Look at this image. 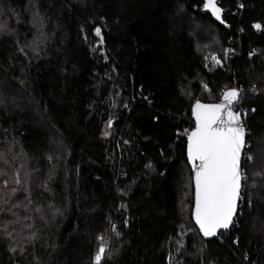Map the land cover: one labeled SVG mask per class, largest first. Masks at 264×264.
I'll return each mask as SVG.
<instances>
[{
	"label": "trees",
	"instance_id": "1",
	"mask_svg": "<svg viewBox=\"0 0 264 264\" xmlns=\"http://www.w3.org/2000/svg\"><path fill=\"white\" fill-rule=\"evenodd\" d=\"M202 2L0 0V264H94L110 223L101 264H264L263 93L238 105L253 160L211 241L182 135L195 101L264 85V0H220L225 25Z\"/></svg>",
	"mask_w": 264,
	"mask_h": 264
},
{
	"label": "snow or ice",
	"instance_id": "2",
	"mask_svg": "<svg viewBox=\"0 0 264 264\" xmlns=\"http://www.w3.org/2000/svg\"><path fill=\"white\" fill-rule=\"evenodd\" d=\"M206 7L213 9L219 18V9L215 7V0H207ZM257 28L260 26L257 25ZM97 29V35H99ZM238 99V93L230 90L224 94V100L231 105ZM197 108L203 106L197 105ZM223 105H216L206 109L212 113L201 121L197 113L198 127L189 137V159H198L200 164L196 171V218L205 236L215 235L216 228H227L236 209L239 196L240 174L238 171V157L243 144L244 131L242 127L232 128L227 132L221 128L213 129L215 112ZM230 124H239V113H229ZM100 247L94 257V264H101L105 253V241L99 238Z\"/></svg>",
	"mask_w": 264,
	"mask_h": 264
},
{
	"label": "water",
	"instance_id": "3",
	"mask_svg": "<svg viewBox=\"0 0 264 264\" xmlns=\"http://www.w3.org/2000/svg\"><path fill=\"white\" fill-rule=\"evenodd\" d=\"M219 1L220 0H215V7L217 9H219V18H217V15L214 14V11L212 8L210 7H206V2L207 0H203L202 2V11L204 13H207L209 14L213 20H215L216 22H218L219 24L221 25H225L226 22L223 20V9L219 6ZM230 90H235L237 93H238V99L236 101H234L231 105H228L226 103V101L224 100V94ZM239 100V92L235 89V88H229L227 90H225L219 97L218 101L217 102H213V103H208V102H203V101H195L191 108H190V114H191V121L193 123V127L192 129L190 130L187 138H186V142H185V156H186V160H187V163H188V166L190 168V171H191V175H192V186H193V207H192V212H191V218H192V221H193V224L194 226L197 228L201 238L205 241H211V240H214V239H217L218 238V235L221 233V232H226V231H229L236 219V216H237V213H238V208H239V200H240V194H241V191H242V155H243V146L245 144V141H246V129L244 127V123H243V119L241 117V114L239 113V124L237 125L236 123H231L230 124V117H229V113H232V114H236L238 112H235L233 110V106L238 102ZM201 105L203 107L201 108H197L196 106L197 105ZM216 105H223V107L215 112V117H216V123L212 125L213 129H216V128H221L223 129L225 132L228 131L229 129V126H231L232 128H236V127H242L243 128V131H244V136H243V144L240 148V152H239V157H238V171H239V174H240V187H239V196H238V199L236 201V209H235V212L233 213V216H232V220L231 222L229 223V226L227 228H216L215 230V235H211V236H205L204 235V232L201 230V227H200V224L197 222V218H196V208H197V201H196V181H195V176H196V171L198 170V166L200 164V161L198 159H192L190 160L189 159V146H190V139L189 137L191 136V134L193 132H195L197 130V127H198V121H197V113L200 114L201 116V121H203L205 119L206 116H209L211 115L212 113H209L206 111V109L208 108H211L213 106H216Z\"/></svg>",
	"mask_w": 264,
	"mask_h": 264
},
{
	"label": "built area",
	"instance_id": "4",
	"mask_svg": "<svg viewBox=\"0 0 264 264\" xmlns=\"http://www.w3.org/2000/svg\"><path fill=\"white\" fill-rule=\"evenodd\" d=\"M235 14H237V13H235ZM257 25H259V24L258 23H255V24L252 25V27H250V30L252 32L254 31L256 34L261 30L260 27L259 28L256 27ZM242 29H243V27H239L238 28V32H239V33H237L238 35H240V33L243 31ZM238 41H239V38H238ZM229 52L230 53L233 52V48L229 49ZM210 62L213 63V64H217L219 66H222L221 65L222 62H220L219 58L217 56H215V55L214 56H212V55L210 56ZM231 88H235L239 92V100H238V102L232 108H233V110L235 112H238V113L241 114V117H242V119L244 121V119L246 117V114H247V111L246 110H242V109H240L238 107V105L241 103L240 102L241 101V98L244 97V96H246V95H252V96H255L256 97L261 92L264 95V85L263 86L252 85V86H247V87H241V86L240 87H235V86H233ZM224 91L225 90H222L221 94ZM188 134H189V132H185L182 135L187 138ZM249 149H250L249 142H246L245 141V144L243 146V155H242V159H241L242 160V164L244 163V161L250 163L253 160L252 155L248 151ZM244 171L245 170L241 171L242 172V178L244 177ZM110 226H111L110 229H112V231L114 233V229H115L116 225L113 224V223H110Z\"/></svg>",
	"mask_w": 264,
	"mask_h": 264
},
{
	"label": "rangeland",
	"instance_id": "5",
	"mask_svg": "<svg viewBox=\"0 0 264 264\" xmlns=\"http://www.w3.org/2000/svg\"><path fill=\"white\" fill-rule=\"evenodd\" d=\"M201 10H202V5H201ZM236 12H234V14H235ZM204 25V27H208V25H206L205 23L203 24ZM209 28V27H208ZM261 28V27H260ZM98 46V44L96 43V44H93V45H90V49H91V51H93L96 47ZM218 53V52H217ZM215 56H217L216 54H214ZM214 55H212V56H214ZM211 55H208V64H211L212 66H219V65H217V64H213V63H210V61H209V57H210ZM224 56L225 57H227L228 56V51L227 50H225L224 51ZM218 58H219V60H220V62H222V59L219 57V56H217ZM221 57H222V55H221ZM222 63H224V62H222ZM222 63H221V65H222ZM130 106L128 105V103H124V105L122 106V108H129ZM112 124H113V119H110L108 122H107V127L108 128H110L111 126H112ZM108 134H107V132H105V136H107ZM128 144V143H127ZM15 176H17V174L15 175ZM244 179V178H243ZM242 179V180H243ZM4 187L3 188H5V189H7V190H10V191H12V192H14L15 190H16V188H15V186H12V185H6L5 183H4V185H3ZM111 233V234H110ZM114 233H113V231H112V229L110 230V231H108V236L104 239V241L106 242L105 243V253H104V255H103V259L104 258H107L108 257V253H109V237L111 236V235H113ZM166 260H167V263L168 264H174V260H173V258L168 254V256H167V258H166Z\"/></svg>",
	"mask_w": 264,
	"mask_h": 264
}]
</instances>
